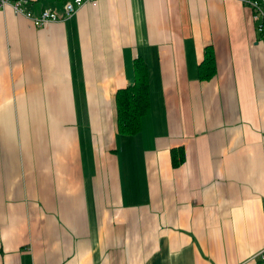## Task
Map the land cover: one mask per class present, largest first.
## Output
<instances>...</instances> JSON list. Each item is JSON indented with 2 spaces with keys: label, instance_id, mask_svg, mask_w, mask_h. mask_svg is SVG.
I'll return each mask as SVG.
<instances>
[{
  "label": "crops",
  "instance_id": "obj_1",
  "mask_svg": "<svg viewBox=\"0 0 264 264\" xmlns=\"http://www.w3.org/2000/svg\"><path fill=\"white\" fill-rule=\"evenodd\" d=\"M207 46L216 70L199 79ZM137 57L149 104L121 132L115 92ZM263 247L264 36L248 4L99 0L44 26L0 8V264H241Z\"/></svg>",
  "mask_w": 264,
  "mask_h": 264
},
{
  "label": "trees",
  "instance_id": "obj_2",
  "mask_svg": "<svg viewBox=\"0 0 264 264\" xmlns=\"http://www.w3.org/2000/svg\"><path fill=\"white\" fill-rule=\"evenodd\" d=\"M134 80L115 92L116 124L121 132H136L140 126L143 112L149 104V77L147 65L141 57L133 61ZM215 56L211 46L204 50L203 57L198 65L199 79H209L215 74ZM172 163L178 165L183 155L172 148Z\"/></svg>",
  "mask_w": 264,
  "mask_h": 264
},
{
  "label": "built area",
  "instance_id": "obj_3",
  "mask_svg": "<svg viewBox=\"0 0 264 264\" xmlns=\"http://www.w3.org/2000/svg\"><path fill=\"white\" fill-rule=\"evenodd\" d=\"M99 0H65L62 6V12L57 13L50 9H41L37 14L26 10L24 4L26 0H0V8L9 7L15 15L29 19L34 26H44L45 24L57 21H63L66 17L72 15L78 8L84 4L94 6ZM251 8V17L256 23L257 31L264 36V0H240ZM241 264H264V247L252 255L248 261Z\"/></svg>",
  "mask_w": 264,
  "mask_h": 264
}]
</instances>
